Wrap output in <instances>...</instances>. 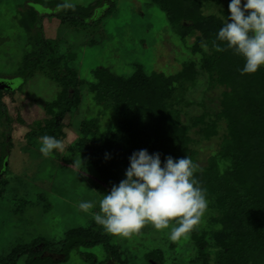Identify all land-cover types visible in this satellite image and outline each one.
Returning <instances> with one entry per match:
<instances>
[{
  "label": "rangeland",
  "instance_id": "obj_1",
  "mask_svg": "<svg viewBox=\"0 0 264 264\" xmlns=\"http://www.w3.org/2000/svg\"><path fill=\"white\" fill-rule=\"evenodd\" d=\"M35 1H57L87 8L98 0H0V83H12V91L4 88L2 103L11 129L0 120V142L9 143L4 162V185L0 195V263L10 251L41 238L58 243L66 232L75 228H90L106 235L114 247L116 258L108 257L102 245L79 247L73 250L66 262L53 264H160L150 258L152 251L162 253L163 264H201L189 233L177 241L169 239L170 229H155L150 223L128 237L113 236L97 225L92 213L99 212V201L110 192L97 172L81 154L73 148L77 143L83 122L98 118V143L116 128L117 118L112 110L97 105L86 90L93 81V71L107 68L112 73L129 77L137 65L147 73L173 75L181 71L184 63L199 62V54L192 52L196 33L182 40L170 25L163 11L151 4V0H101L84 20H61L67 11L61 7L44 8ZM230 0L219 5H206L205 15L222 19ZM30 11L36 13L34 26L23 24ZM27 21V20H26ZM29 22V20H28ZM53 44L48 58L61 56L63 62L75 69L85 82L81 88L79 107L62 120L64 151H54L49 156L40 151V137L32 133L34 123L43 120L44 106L54 100L58 87L42 71H36L24 81L20 77L25 54L36 48L37 34ZM73 55L72 60H68ZM47 57L44 58L47 60ZM195 85L188 87L181 103V119L184 124L206 113L208 121L216 123L215 136L205 138L199 128H190V149L195 164L206 167L226 133L225 123L216 120L222 87L212 86L207 75L197 69ZM4 134L6 140L1 134ZM94 201L96 207L85 213L78 209L81 201ZM210 209L205 211L195 229H208ZM20 259L18 264H23Z\"/></svg>",
  "mask_w": 264,
  "mask_h": 264
},
{
  "label": "trees",
  "instance_id": "obj_2",
  "mask_svg": "<svg viewBox=\"0 0 264 264\" xmlns=\"http://www.w3.org/2000/svg\"><path fill=\"white\" fill-rule=\"evenodd\" d=\"M221 2L151 0V4L165 13L182 40L199 34L191 49L199 54V62L184 63L181 71L168 76L147 73L140 65L129 77L114 74L107 68L94 70L93 81L88 82L86 90L97 105L115 113L117 126L105 135L102 143H98L99 119L83 122L73 149L86 158L110 189L125 178L129 157L142 149L149 154L159 153L162 165L167 157L178 160L187 156L195 163L188 135L190 128H199V132L209 139L217 134L216 123L209 122L206 113H202L189 125L184 124L178 106L189 104L184 100V94L188 87L195 85L199 76L197 69L203 71L212 86L224 89L216 120L225 123L226 133L207 166L198 167L195 173L207 191L211 211L208 229L194 228L189 233L190 239L201 264H264V67L255 74L241 75L242 57L230 50L215 51L212 42L229 15V4L223 19L205 15L202 9ZM99 3L101 0L87 8L61 7L68 16L63 17L60 13L57 17L84 21ZM34 4L49 9L62 5L57 1H35ZM24 18L23 24L29 29L35 24L36 13L30 11ZM37 35L35 50L23 57L20 77L26 81L39 70L59 89L54 100L45 104L46 117L34 123L32 133L36 137L49 135L60 139L63 136L62 120L79 107L85 82L61 56L48 58L53 44L44 41L40 33ZM204 43H207V49L203 47ZM68 58L72 60L73 55ZM2 91L0 89V120L4 119L10 130L12 122L2 103ZM1 135L6 140L5 135ZM8 146L9 143L0 142V195L5 183L4 160ZM99 244L108 257H117L106 235L79 227L68 230L58 243L37 238L29 244L18 245L0 264H18L20 259H24L23 264L66 262L73 250ZM150 258L163 264L162 253L158 250L152 251L147 260Z\"/></svg>",
  "mask_w": 264,
  "mask_h": 264
},
{
  "label": "clouds",
  "instance_id": "obj_3",
  "mask_svg": "<svg viewBox=\"0 0 264 264\" xmlns=\"http://www.w3.org/2000/svg\"><path fill=\"white\" fill-rule=\"evenodd\" d=\"M228 12L213 47L218 53L230 50L242 57L241 75L255 74L264 67V0H230ZM203 47L207 49V43ZM39 139L45 156L64 151L63 142L54 136ZM197 168L187 156L167 157L162 165L159 153L134 152L125 178L112 185L99 201V212L92 213L95 223L117 237H128L150 223L157 230L170 229V240L181 239L200 224L208 208L207 191L195 177ZM95 207L90 200L78 204L85 213Z\"/></svg>",
  "mask_w": 264,
  "mask_h": 264
},
{
  "label": "water",
  "instance_id": "obj_4",
  "mask_svg": "<svg viewBox=\"0 0 264 264\" xmlns=\"http://www.w3.org/2000/svg\"><path fill=\"white\" fill-rule=\"evenodd\" d=\"M2 83H0V89L3 90L4 88H9V85H1Z\"/></svg>",
  "mask_w": 264,
  "mask_h": 264
},
{
  "label": "flooded vegetation",
  "instance_id": "obj_5",
  "mask_svg": "<svg viewBox=\"0 0 264 264\" xmlns=\"http://www.w3.org/2000/svg\"><path fill=\"white\" fill-rule=\"evenodd\" d=\"M9 86L10 87H12V83L11 84H9ZM8 89V91H12L13 89H11V88H7ZM6 90V89H5Z\"/></svg>",
  "mask_w": 264,
  "mask_h": 264
}]
</instances>
